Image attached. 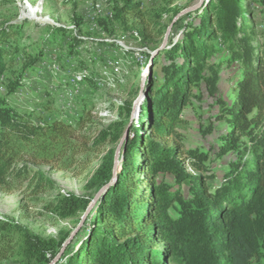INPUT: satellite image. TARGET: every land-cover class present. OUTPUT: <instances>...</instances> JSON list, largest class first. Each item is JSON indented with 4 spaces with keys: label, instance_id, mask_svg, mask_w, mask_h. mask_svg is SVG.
<instances>
[{
    "label": "trees",
    "instance_id": "obj_1",
    "mask_svg": "<svg viewBox=\"0 0 264 264\" xmlns=\"http://www.w3.org/2000/svg\"><path fill=\"white\" fill-rule=\"evenodd\" d=\"M120 1L112 17L125 30L143 41L163 35L165 26L147 20L141 0ZM255 10L264 14V0H207L196 14L197 22H185L174 42L145 51L152 65L159 57L164 62L158 75L147 80L136 121H129L132 100H124L116 118L94 136L81 132L83 113L73 123L39 122L17 111L6 96L21 77L6 81L0 93L1 187L26 181L32 194L50 189L52 180L40 170L30 171L28 160L54 161L61 167L79 155L85 159L104 143H118L130 122L115 182L87 213L90 226L85 228V223L82 233L65 246L59 264H264V41L252 44L256 32L249 17ZM169 11L174 17L179 9ZM97 24L107 30V19ZM9 35L7 27L0 28V83L17 51L5 43ZM72 41L81 43L77 37ZM233 63L238 76L227 102L217 84L221 66ZM89 82L97 85L91 77ZM203 87L211 98L209 108L216 106L217 112L206 126L199 125L201 135L211 134L215 122L227 129L218 134L217 147L207 152L190 148L183 157L177 144L158 140L178 137L181 115L194 99L202 100ZM114 151L106 150L85 187L99 188L108 181ZM228 152L235 159L218 183L207 185L209 162ZM90 201V196L65 193L46 208L62 218L75 217ZM68 236L45 238L11 217L1 218L0 262L14 258L19 264H48ZM120 237L125 239L116 242Z\"/></svg>",
    "mask_w": 264,
    "mask_h": 264
},
{
    "label": "rangeland",
    "instance_id": "obj_2",
    "mask_svg": "<svg viewBox=\"0 0 264 264\" xmlns=\"http://www.w3.org/2000/svg\"><path fill=\"white\" fill-rule=\"evenodd\" d=\"M199 1L141 0V10L150 23L157 21L165 26V33L174 18L170 8L177 7L180 12ZM206 1L203 0L201 5ZM119 5L120 0H0V28L7 27L10 32L5 43L17 49L1 78L0 93L4 94L7 80L21 77L16 90L6 96L8 103L39 122L62 119L73 123L83 113L86 116L81 132H88L92 136L116 118L118 106L124 100H132V105L136 102L133 117L129 119L136 121L140 104L145 98L147 80L151 75H158L160 64L164 62L159 57L156 64L152 65L146 59L145 51L160 46L164 33L160 38L141 40L139 35L125 30L112 17L114 7ZM30 7L34 12H31ZM200 7L180 16V20L172 24L166 44L177 39L185 22H197L196 14L200 12ZM100 18L107 19V30L97 24ZM249 23L256 32L252 44L257 46V43L264 41V35L260 34L264 27V14L253 11ZM61 28L63 30H59ZM73 37L80 38L81 43L73 44ZM237 66V63L229 66L224 64L219 71L218 94L227 102H231L234 96ZM90 77L97 85L89 82ZM202 94V100L198 102L194 99V107H186L181 115L182 122L176 126L178 137L170 135L158 140L164 145L177 144L183 157L190 148L207 152L211 146L217 147L218 134L227 129L225 123L215 122L216 127L211 134L201 135L199 125L206 126L208 117L217 112L216 106L209 108L211 98L204 87ZM198 113L201 114L197 119L195 115ZM118 143H104L88 153L85 159L79 155L71 164L61 167L54 161L44 163L28 160L29 170H40L52 180V187L32 194L26 181L18 187L0 186V219L11 217L45 238L73 234L67 244L71 240L75 241L77 234L82 233L84 224L85 228L90 226V216L86 214L80 223L83 214L62 218L46 206L65 193L90 196L92 199L98 188H87L85 184L106 150L116 149ZM122 143L118 151L119 164ZM210 156L213 158V155ZM234 159L235 155L228 152L222 158L210 161V171L204 173V176L211 175L205 179L206 184L210 186L218 183L226 165ZM184 163L186 171L193 173ZM166 179L169 181V177ZM181 191L185 193V187L182 186ZM124 239L120 237L116 242ZM59 260L55 264H59ZM0 264L19 263L9 258Z\"/></svg>",
    "mask_w": 264,
    "mask_h": 264
},
{
    "label": "water",
    "instance_id": "obj_3",
    "mask_svg": "<svg viewBox=\"0 0 264 264\" xmlns=\"http://www.w3.org/2000/svg\"><path fill=\"white\" fill-rule=\"evenodd\" d=\"M203 0H200L197 4L191 6V7H188V8H185L183 10H181L180 12H178L174 18L172 19L171 23L169 24V26H167L166 28V31L164 33V36H163V41L159 47V49L163 48L165 45H166V41H167V37H168V34H169V31L171 29V26L172 24L182 15L184 14H187L189 12H192L194 10H196L197 8L200 7L201 3H202ZM158 49V50H159ZM156 50L153 55L155 53H157ZM135 103H133L132 105V109H131V113H130V119L133 117V114H134V111H135ZM131 121V120H130ZM128 127H129V123L127 125V127L125 128V130L123 131L122 133V136L119 140V143L117 145V148L115 149L114 151V157H113V165H112V168H111V175L108 179V181L106 183H104L103 185H101L98 190L96 191L95 195L93 196V198L91 199L90 203L88 204L87 208L85 209L83 215L81 216V220H80V223L81 221L83 220V218L85 217V215L90 211V209L92 208V206L97 202V200L105 193V191L108 189V187H110L112 184H114L115 182V179H116V173L118 172L119 170V163H118V151H119V147L121 145V143L124 141V139L126 138V135H127V130H128ZM73 234H71L70 236H68L66 238V240L63 242L60 250L58 251V253L53 257V259L48 263V264H55L56 261H58L61 257V254L64 250V247L65 245L67 244V242L71 239Z\"/></svg>",
    "mask_w": 264,
    "mask_h": 264
},
{
    "label": "bare ground",
    "instance_id": "obj_4",
    "mask_svg": "<svg viewBox=\"0 0 264 264\" xmlns=\"http://www.w3.org/2000/svg\"><path fill=\"white\" fill-rule=\"evenodd\" d=\"M30 10H31V12H34L31 7H30Z\"/></svg>",
    "mask_w": 264,
    "mask_h": 264
}]
</instances>
